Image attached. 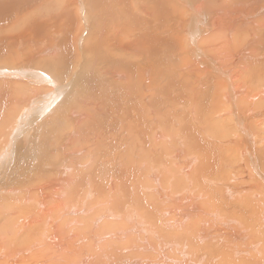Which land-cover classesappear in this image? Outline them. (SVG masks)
I'll use <instances>...</instances> for the list:
<instances>
[{
    "label": "bare ground",
    "instance_id": "1",
    "mask_svg": "<svg viewBox=\"0 0 264 264\" xmlns=\"http://www.w3.org/2000/svg\"><path fill=\"white\" fill-rule=\"evenodd\" d=\"M150 1L154 5L148 7L136 1L139 13L130 16L136 33L122 30L123 20L120 33L97 27L98 42L86 40L93 52L97 45L128 53L101 51L104 61L118 66L112 76L123 86L65 89L68 83L53 79L48 71L76 52L75 41L61 42L55 29V41L40 43L29 59L55 57L60 49L62 61L41 58L34 67H0V96L12 91L19 78L31 84L23 96L17 95L24 86L12 91L16 101H25L20 108L11 110L12 101L0 102V115L8 114L0 125V141L23 111L27 118L34 111L35 118L48 115L57 123L50 133L51 149L45 142L34 151L40 156L53 150L59 156L61 151L70 154L52 167L59 178L36 189L33 183L0 181V264H264V0ZM117 2L121 12L129 10ZM60 5L64 11L70 8L67 0ZM96 6L106 16L112 9L108 0ZM68 26L61 31L70 38ZM161 26L170 39H161ZM15 41L3 43L0 61L20 55ZM174 42L186 53L180 73L168 65L174 70L159 79L151 58L155 62L160 56L152 55ZM137 52L147 62L135 72L129 55ZM141 82L138 95L143 106L147 102L144 108L135 96ZM12 144L8 153L0 144L4 173L15 163Z\"/></svg>",
    "mask_w": 264,
    "mask_h": 264
},
{
    "label": "rangeland",
    "instance_id": "2",
    "mask_svg": "<svg viewBox=\"0 0 264 264\" xmlns=\"http://www.w3.org/2000/svg\"><path fill=\"white\" fill-rule=\"evenodd\" d=\"M55 1V2H54ZM59 1V3H58ZM78 3H79V6L77 4H75V0H67V4H68V7H70L69 9L66 8L65 10L66 11H69L66 13V11L62 10L61 7L62 5H60V2L61 0H7V1H2L0 0V31H1V28H2V33H0V47L3 46V43H7L9 42V40H19V41H22L21 43L19 44H16V41H15V44L17 45V48L20 52V55L18 56H11V58L9 59H6L5 61H0V67H4V68H9V69H13V68H19V69H23V65H27V63H29V65H35V63L37 62V60L39 59H44V58H49V59H52V60H63V58L60 59V57L63 55H59L58 53L60 52L59 50L57 51V54L53 57V55H48V56H41V57H36L34 59H29V55H30V51L33 50V53H34V48H38V47H41L42 46H45L47 44H49L50 42H52L53 40L55 41V39L53 38L52 34L56 31H59L60 32V36H59V39L61 38V42L63 40V38H67V40L69 41V43H72L75 41V44H76V49L75 51L76 52H73V57L71 56L68 60H64L63 62H61V64H59L58 68L57 69H53L52 71L49 70L48 73L51 74L52 78L57 80L58 79V82L62 83L63 82H66L68 84H66L64 86L65 89H68L69 88H73V87H77L76 90L79 89V87L81 86V88L83 87H89L91 88L90 90L91 91H96V89H98V87H100L101 89H103L105 86L109 87L108 89H113L115 87V84H116V87L117 86H123L124 84H122L121 82H117L119 81L120 79L118 78H115L114 79V76H112V73L113 71H116L118 68V66H116L115 64H109L110 62H107V61H104V57H101V51H103V55L104 54H114V51L115 53L117 54H121V55H128L127 52H119L121 50H118L116 48H106L104 49L103 46H97L95 47V52H93V50L89 48V45H87V41L88 38H90V40L92 42H94V39L96 42H98V37L96 38V31L98 29H101L102 28V31H105L104 28L107 30V28H110L108 29L107 31L109 32V34L111 33L110 31H117L119 30L121 27H122V22L124 20V24L126 22V28L122 29V30H127L126 33L127 34H132L135 32V29L134 27H132L131 25L133 24L132 23V17L130 16H135V14H138L139 13V9L137 10V5L139 4L138 2L136 3V1H141L140 4H142L144 7H148V5L151 3L150 0H127V2H123L121 0L120 3H121V6L122 7H128L129 10L128 11H123L121 12L120 10V5H119V2H117L116 0H108V4H109V7H110V12L109 14L106 16L107 12L105 11H102L101 7L98 8V6H96V4L98 2H100V0H82L83 3L82 6H80V2L81 0H77ZM110 1V2H109ZM6 4H5V3ZM69 2V3H68ZM50 3V4H49ZM9 4V5H8ZM129 4V5H128ZM153 4V2L151 3V5ZM51 5V6H50ZM54 5V6H53ZM59 5V6H58ZM84 5V6H83ZM111 5V6H110ZM133 5V6H132ZM154 5V4H153ZM152 5V6H153ZM4 6V7H3ZM48 6V7H47ZM56 6V7H55ZM180 6V5H178ZM177 6V7H178ZM3 7V8H1ZM39 7V8H38ZM52 7V9H51ZM60 7V8H59ZM182 7V6H181ZM179 7V8H181ZM44 10H42V9ZM47 8V9H46ZM86 8V9H85ZM93 8V9H92ZM153 8V7H152ZM31 9V10H30ZM72 11H71V10ZM92 9V10H90ZM135 9V10H134ZM154 9V8H153ZM182 9V8H181ZM47 10V11H46ZM118 10V11H117ZM55 11V12H54ZM61 11H64L61 12ZM100 11V14H96V12H99ZM60 12V13H59ZM75 12V13H74ZM105 12V13H103ZM3 13V15H1ZM36 13V14H35ZM48 13V14H47ZM66 15V17H62V18H58L56 16H62L61 15ZM74 13V14H73ZM111 13V14H110ZM114 13V14H113ZM125 13V14H124ZM35 14V15H34ZM95 14V15H94ZM113 14V15H112ZM141 14V13H140ZM139 14V15H140ZM37 15V16H36ZM44 15V16H43ZM46 15V16H45ZM112 15V16H111ZM115 15V16H114ZM143 15V14H141ZM146 15V14H145ZM93 16V17H92ZM96 16V17H95ZM109 16V17H108ZM117 18L116 20H120L119 21H115V19L113 18ZM144 16V15H143ZM47 17V18H46ZM49 17V18H48ZM56 17V18H55ZM98 17V18H97ZM142 17V16H141ZM146 17V16H144ZM151 17V15L147 18L149 19ZM44 18V19H43ZM95 18V19H94ZM112 18V20H111ZM66 19L67 23L64 22V20ZM98 21H97V20ZM104 19V20H102ZM159 19V18H158ZM158 19L156 21H158ZM44 20V21H42ZM48 20L50 22H48ZM58 20V21H56ZM102 20V21H100ZM108 20V21H107ZM110 20V22H109ZM161 19H159L160 21ZM69 21V23H68ZM75 21V22H74ZM131 21V23H130ZM158 21V22H159ZM162 21V20H161ZM48 22V23H47ZM96 22V23H95ZM103 22V23H101ZM109 22V23H107ZM119 22L121 25L119 28H117V26L115 24ZM103 25H101V24ZM106 23H107V26L108 27H105L106 26ZM130 23V24H129ZM15 24V25H14ZM43 24V25H42ZM52 24V25H51ZM56 24V25H55ZM69 25L70 26V32L71 34L69 35L70 38L68 37H65V31H61L62 30V27H67V26H64V25ZM112 24V26H111ZM171 24V27H173L174 25V22H170ZM47 25V26H46ZM54 25V26H53ZM61 25V26H60ZM101 25V26H100ZM9 26V27H8ZM61 27V28H58ZM68 26V27H69ZM92 28H91V27ZM100 26V27H99ZM111 26V27H110ZM37 27V28H36ZM45 27V28H44ZM48 27V28H47ZM77 27V28H76ZM79 27V28H78ZM98 27V29H97ZM116 27V28H115ZM82 28V29H81ZM94 28V29H93ZM96 28V29H95ZM112 28V29H111ZM49 29V30H47ZM55 29V31H54ZM163 29V26L160 27V31ZM81 30V31H80ZM110 30V31H109ZM201 30V29H200ZM38 31V32H37ZM41 31V33L39 34V32ZM79 31V32H78ZM95 31V33H94ZM105 31V32H107ZM167 31H171V28H167ZM73 32V33H72ZM94 34H93V33ZM159 32V31H158ZM162 36H159L161 37V39H164L166 40L167 38L170 39V34L168 33H164L166 32L164 29L162 30ZM172 32V31H171ZM17 33V34H16ZM33 33V34H32ZM114 33V32H113ZM117 33H120V30L117 31ZM136 33V32H135ZM170 33V32H169ZM13 34V35H12ZM44 34V35H43ZM74 34V35H73ZM89 34V35H88ZM167 34V36H166ZM11 35V36H10ZM95 35V36H94ZM5 36V38L3 37ZM18 36V37H17ZM47 36V37H46ZM134 36V35H133ZM7 37H10L11 39H8ZM95 37V38H93ZM135 37V36H134ZM163 37V38H162ZM86 38V39H85ZM38 39V40H37ZM51 39V41L49 40ZM100 39V38H99ZM140 39V38H139ZM138 39V41H140ZM8 40V41H6ZM74 40V41H73ZM32 43H35L33 47V45H30L29 42ZM38 41V42H37ZM60 41V40H59ZM59 41H56L57 43H60ZM100 41V40H99ZM146 42V40H145ZM38 43V44H37ZM41 43V45H40ZM53 43V42H52ZM139 46H143L144 44L146 45L147 43H144V44H140L138 42H136ZM176 43V44H175ZM159 44V43H158ZM80 45V46H79ZM168 44H164L163 47V52L161 53H158L157 55H152V57L155 58V56L158 58L159 56V59H157L158 61H155L154 62V59L151 58L152 62H153V65L151 66L152 68H155V71L154 72H157L156 73V76L159 78V79H162V80H165V78L167 77V75L170 73L171 70H174V69H171L169 70V68L167 69L168 65L169 66H174L175 67H172V68H176L175 71L176 72H179L178 71V68L179 66L183 63V57L185 58L186 57V53H184V51H182L181 49V44H177V42H174V43H171L168 45ZM178 45V47H176ZM11 46H14V44H12ZM91 46V44H90ZM138 46V49H141L142 47L139 48ZM171 46V48L169 47ZM88 47V49H87ZM176 47V48H175ZM25 48V49H23ZM27 48V49H26ZM31 48V49H30ZM101 48H103L101 50ZM16 49V50H17ZM22 49V50H21ZM112 52H110L109 50ZM167 49V53L169 52L170 56H168L167 54L165 55V51ZM177 49V50H176ZM27 50V51H26ZM87 50V51H86ZM90 50V51H89ZM156 50V49H155ZM158 50V49H157ZM160 50V49H159ZM169 50V51H168ZM175 50V51H173ZM14 51V50H13ZM106 51V52H105ZM117 51V52H116ZM173 51V52H172ZM87 52V53H86ZM89 52V53H88ZM182 54H181V53ZM75 53V55H74ZM99 53V55H98ZM126 53V54H124ZM145 53V52H144ZM164 53V54H162ZM173 53H174V56H173ZM147 54V53H146ZM162 54V55H161ZM172 54V55H171ZM184 54V55H183ZM82 55V56H81ZM142 55H144L143 53L140 55L139 52L137 53H133L130 54L129 56H133V64L135 65V72H136V69L138 71V69L140 68V65H144L147 60L145 59V57H141ZM165 55V56H164ZM57 56V57H56ZM76 56V57H74ZM164 58H163V57ZM177 56V58H176ZM18 57V58H17ZM53 57V58H52ZM166 57V58H165ZM172 57V58H171ZM59 58V59H58ZM78 58V60H77ZM149 58V57H148ZM13 59V60H12ZM168 60V64H164L163 63H167V62H164L165 60ZM173 59V60H172ZM177 59V60H176ZM4 60V59H3ZM12 60V61H11ZM92 60V62H91ZM164 60V61H162ZM166 60V61H167ZM14 61V62H13ZM80 61V62H79ZM90 61V62H89ZM94 61V63H93ZM141 61V62H140ZM172 61H175V62H172ZM24 62V63H23ZM46 62V61H45ZM87 62V63H86ZM163 62V63H162ZM6 63V64H4ZM7 63H8V67H7ZM15 63V64H14ZM65 65H63V64ZM72 63V64H71ZM86 63V64H85ZM105 63V64H104ZM157 63H160L159 64V67L158 65H156ZM4 64V65H3ZM9 64H11L9 66ZM68 64V65H67ZM89 64V65H88ZM92 64V65H91ZM94 64V65H93ZM161 64H162V68H161ZM172 64V65H171ZM178 65V66H177ZM65 66V68L63 69V67ZM69 66V67H68ZM72 66V67H71ZM75 66V67H74ZM104 66V67H103ZM107 66V67H106ZM111 66V67H110ZM117 68H115V67ZM95 67V68H94ZM103 67V68H102ZM98 68V69H97ZM112 68V69H111ZM111 69V70H110ZM115 69V70H114ZM162 69V70H161ZM39 70H43L41 68H39ZM56 70V71H55ZM96 70V71H95ZM159 70V71H158ZM164 70V71H163ZM85 71V72H84ZM88 71H90L88 73ZM93 71V73H92ZM95 71V73H94ZM108 71V72H107ZM161 71V72H160ZM86 72L88 73V75L86 74ZM251 72V71H250ZM180 73V72H179ZM60 74V75H59ZM163 74V75H162ZM165 74V75H164ZM54 75V77H53ZM79 75V76H78ZM82 75V76H81ZM75 76V77H74ZM92 76V77H91ZM66 77V78H65ZM71 77V78H70ZM73 77V78H72ZM84 77V78H83ZM94 77V78H93ZM98 77V78H97ZM24 78V77H23ZM23 78H19L21 81L20 84H19V81H17L18 83H14V87L12 89V91H14V89H18L20 86H24L23 87V90L19 93V95L17 96H23V94H25V92L27 93L29 91V86H31V84L28 86L27 84L23 83L26 79H23ZM63 78V79H62ZM68 78V79H67ZM77 78V79H76ZM86 78V79H85ZM97 78V79H96ZM145 80H146V77L144 76ZM23 79V80H22ZM76 79V80H74ZM79 79V81H78ZM85 79V80H84ZM95 79V80H93ZM100 79V80H99ZM118 79V80H117ZM9 80V79H8ZM17 80V78H16ZM64 80V81H62ZM66 80H69V81H66ZM15 81V80H14ZM76 81V83H75ZM82 81V82H81ZM94 81H97V82H94ZM113 81V83H111ZM146 81H149V79H147ZM252 81H255V78H253ZM79 82V83H78ZM82 83V84H80ZM97 83V85H96ZM25 84V85H24ZM85 84L87 86H85ZM76 85V86H75ZM80 85V86H79ZM141 85H142V82L139 84V89L137 87V91L135 92V96L137 97V101L139 102V105L140 107L144 108V106H146V101L143 100V104L145 103V105L143 106L141 104V99L140 96L138 95V92L139 90H141ZM79 86V87H78ZM94 86V87H93ZM62 89V91L64 92L65 94V89ZM96 88V89H95ZM3 90V89H2ZM12 91L9 89L6 90V92L4 91V95L3 96H0V102L1 103H6L7 101H12V105H9L11 106L10 109H18L20 108V105L21 104H24L25 101H21V102H18L15 100L16 96L13 98V93ZM9 92V93H7ZM63 94V95H64ZM9 95V96H8ZM61 95V94H60ZM158 96H162V94H159ZM13 98V100H12ZM58 99H61L60 96ZM140 99V100H138ZM17 102V103H16ZM53 104H54V101H53ZM88 104L89 103H86V104H83V105H86L88 107ZM43 105V104H42ZM63 106V105H61ZM91 106V104H89V107ZM180 106V105H179ZM43 108H44V105H43ZM141 108V109H142ZM53 109V108H51ZM50 109V111H51ZM23 111V110H22ZM44 111V110H43ZM25 111H23L24 113ZM23 113L20 115V117L18 118V120L15 122L14 125V128L10 127V125L5 129V132H6V137H1L3 138L1 141H0V144H2V148L3 149L2 151H4V153H8L10 152V147L8 148L9 146V142L10 141H13L15 144H12V148L15 149V155H16V158H15V163L14 164H10L11 165V168L12 170L7 172V173H4L0 170V181L3 183V182H6V181H9L10 183H14V184H20L21 182H23V184H25L26 182L27 183H33L34 184V188L33 189H36V187L39 185V184H42V183H46V182H52L54 178H59V174H56L54 172V169L52 168L53 165H55V163H59L58 160H60V158L62 157V160L64 159H67L68 157H70V154L69 155H64L62 154V151L60 149V147H58V149H60L61 151V156H59L60 153L55 152V150H53L52 152H46L45 154L43 153V155L40 156L41 153L39 152H36L34 151L35 149V145H42V144H47V147L48 148V151L51 149L50 148V141H53L54 138H52L51 134L50 133H53V127L57 124L56 122H50V116L46 115L45 117L43 118H35V114L36 112H32L33 116L32 115H29V118L25 117L23 115ZM40 113H43L42 110L40 111ZM39 113V114H40ZM23 116H24V119H23ZM48 116V118H46ZM8 118V114L6 113H2L0 115V125L1 126H4V122L7 120ZM17 118V117H15ZM22 118V119H20ZM46 119V120H45ZM49 119V120H47ZM24 120V122L22 121ZM30 120V121H29ZM20 121V122H18ZM18 123V125H16ZM20 123V124H19ZM23 123V124H22ZM52 124V125H51ZM66 127V125H63ZM16 127V128H15ZM61 127V126H59ZM176 127V126H175ZM19 128V129H18ZM42 128L46 131V133H48L47 131H49L48 134L45 133V131L43 130L42 131ZM24 129V130H23ZM16 130V132H15ZM10 131V133H8ZM15 132V133H14ZM54 135V133L52 134ZM45 136V137H44ZM48 136V137H47ZM51 136V137H49ZM8 138V142H6L5 139ZM45 139V140H44ZM31 140V141H30ZM47 140V141H46ZM43 141V142H42ZM22 144V145H21ZM30 144V145H29ZM49 145V146H48ZM22 146V148H21ZM32 146V147H31ZM34 146V147H33ZM45 146V145H43ZM30 147V148H29ZM7 150H6V149ZM18 150H17V149ZM20 149V150H19ZM25 149V150H24ZM56 149V148H55ZM9 150V151H8ZM27 150V152H26ZM1 151V152H2ZM55 152V153H54ZM20 153V154H19ZM22 153V154H21ZM58 153V154H57ZM23 155V157H22ZM29 155V156H28ZM56 156L57 158H53L52 156ZM58 155V156H57ZM18 156V157H17ZM28 156V157H27ZM44 156V157H43ZM25 157V158H24ZM33 157V158H32ZM47 157V160H45V162L43 161V158ZM32 158V159H31ZM39 158V159H38ZM18 159H20L18 161ZM22 159V160H21ZM55 159V160H54ZM16 160L18 162H16ZM21 161H22V165L21 164ZM24 161V162H23ZM53 161V162H52ZM4 163L2 164H6L7 162L3 161ZM28 162V163H27ZM42 162V163H41ZM31 163V164H30ZM1 164V165H2ZM41 165V166H40ZM19 166H21L20 168H18ZM15 167V168H14ZM9 168V169H11ZM26 168V169H25ZM35 168V169H34ZM25 169V170H24ZM28 169V170H27ZM48 170V171H47ZM15 171V172H14ZM47 171V173H46ZM50 172V173H49ZM32 175V176H31ZM29 176V177H28ZM54 176V177H53ZM28 177V178H27ZM51 177V178H50ZM3 178V180H2ZM53 178V179H52ZM55 180V179H54ZM38 181V182H37ZM51 204H49L50 206ZM25 208H29L30 206L28 205H24ZM54 214H56V211L55 212H51L50 214V217H53ZM15 215H13L12 217H14ZM55 236H53L54 238ZM56 238V237H55ZM57 239V238H56ZM53 241H56V240H53ZM0 250H3V249H0Z\"/></svg>",
    "mask_w": 264,
    "mask_h": 264
}]
</instances>
